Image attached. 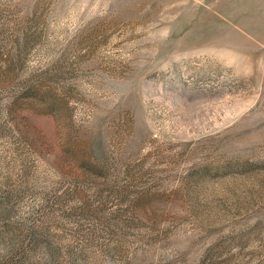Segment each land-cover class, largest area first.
Masks as SVG:
<instances>
[{
  "label": "rangeland",
  "instance_id": "obj_1",
  "mask_svg": "<svg viewBox=\"0 0 264 264\" xmlns=\"http://www.w3.org/2000/svg\"><path fill=\"white\" fill-rule=\"evenodd\" d=\"M0 264H264V0H0Z\"/></svg>",
  "mask_w": 264,
  "mask_h": 264
}]
</instances>
